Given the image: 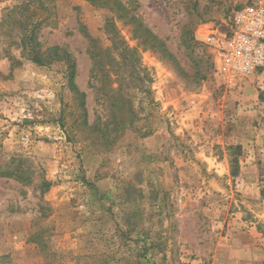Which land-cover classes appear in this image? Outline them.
<instances>
[{"label":"rangeland","instance_id":"obj_1","mask_svg":"<svg viewBox=\"0 0 264 264\" xmlns=\"http://www.w3.org/2000/svg\"><path fill=\"white\" fill-rule=\"evenodd\" d=\"M132 1L176 64L117 20L144 72L115 66V93L90 82L82 32L110 48L114 15L85 0H53L44 15L43 49L77 62L86 125L67 65L23 58L2 21L20 0H0V264H210L228 212L264 234V71L230 90L202 41L231 35L254 0Z\"/></svg>","mask_w":264,"mask_h":264},{"label":"trees","instance_id":"obj_2","mask_svg":"<svg viewBox=\"0 0 264 264\" xmlns=\"http://www.w3.org/2000/svg\"><path fill=\"white\" fill-rule=\"evenodd\" d=\"M52 1L53 0H20V3L7 9L2 21L3 24L6 23L10 25L14 31L17 30V41L15 45H17V48L21 51L23 58L42 67L54 63H65V65H67L69 87L80 102L85 118L84 123L87 125V95L82 92L76 84V60L67 48L61 46H54L44 50L40 40L41 28L48 19V17H44V15L49 13L50 3ZM85 1L97 8L106 9L114 15L112 19H108L104 28L112 44L110 48H104L96 38L86 33L84 28L82 30L88 39V54L93 64L90 82L96 80V82L102 86L107 85L112 89L111 92L115 93L116 91H114L113 86L119 84L121 80L119 78L112 79L110 76V72L115 66L122 64L123 68L129 67L132 71V75L144 72L142 71V63L138 49L130 47L121 36L116 27L115 21L117 20L131 24L133 27L132 33L134 39L140 42L146 49L153 50L159 53L163 60L176 64V59L170 53L166 43L155 35L142 21L138 13L139 6L136 2L132 0L128 3H124L121 0ZM50 186V183L45 182L42 187L44 190H48ZM138 235L142 237V242L144 243H147L150 239V236L144 231L138 233ZM149 251L150 249L147 245L141 248L140 253H142L144 260L149 258ZM2 260L3 258H0V262ZM139 264L143 263L141 262Z\"/></svg>","mask_w":264,"mask_h":264},{"label":"built area","instance_id":"obj_3","mask_svg":"<svg viewBox=\"0 0 264 264\" xmlns=\"http://www.w3.org/2000/svg\"><path fill=\"white\" fill-rule=\"evenodd\" d=\"M216 70L228 89L239 79L264 71V0H254L234 16L231 35L203 33Z\"/></svg>","mask_w":264,"mask_h":264},{"label":"crops","instance_id":"obj_4","mask_svg":"<svg viewBox=\"0 0 264 264\" xmlns=\"http://www.w3.org/2000/svg\"><path fill=\"white\" fill-rule=\"evenodd\" d=\"M157 136L158 134L153 138ZM228 216L234 217L232 222L228 223L229 220H225L224 225L217 222L218 226L212 228V235L218 239L210 264H264V234L257 227L239 223V215L228 212ZM212 217L224 219L225 216L220 214Z\"/></svg>","mask_w":264,"mask_h":264}]
</instances>
